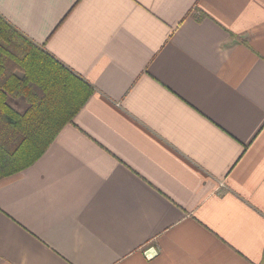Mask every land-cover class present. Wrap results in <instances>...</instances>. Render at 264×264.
I'll return each instance as SVG.
<instances>
[{
  "label": "crops",
  "instance_id": "crops-1",
  "mask_svg": "<svg viewBox=\"0 0 264 264\" xmlns=\"http://www.w3.org/2000/svg\"><path fill=\"white\" fill-rule=\"evenodd\" d=\"M0 15L94 89L0 181V264H264V0H0Z\"/></svg>",
  "mask_w": 264,
  "mask_h": 264
},
{
  "label": "trees",
  "instance_id": "trees-1",
  "mask_svg": "<svg viewBox=\"0 0 264 264\" xmlns=\"http://www.w3.org/2000/svg\"><path fill=\"white\" fill-rule=\"evenodd\" d=\"M93 93L0 15V181L34 165Z\"/></svg>",
  "mask_w": 264,
  "mask_h": 264
},
{
  "label": "rangeland",
  "instance_id": "rangeland-1",
  "mask_svg": "<svg viewBox=\"0 0 264 264\" xmlns=\"http://www.w3.org/2000/svg\"><path fill=\"white\" fill-rule=\"evenodd\" d=\"M19 108V110H22V108L21 107H18Z\"/></svg>",
  "mask_w": 264,
  "mask_h": 264
}]
</instances>
